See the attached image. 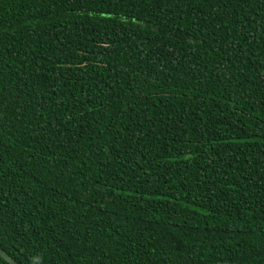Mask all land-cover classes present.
<instances>
[{
    "label": "trees",
    "instance_id": "16d2710c",
    "mask_svg": "<svg viewBox=\"0 0 264 264\" xmlns=\"http://www.w3.org/2000/svg\"><path fill=\"white\" fill-rule=\"evenodd\" d=\"M0 249L264 264V0H0Z\"/></svg>",
    "mask_w": 264,
    "mask_h": 264
},
{
    "label": "water",
    "instance_id": "95a60500",
    "mask_svg": "<svg viewBox=\"0 0 264 264\" xmlns=\"http://www.w3.org/2000/svg\"><path fill=\"white\" fill-rule=\"evenodd\" d=\"M0 255L2 258H4L8 263L15 264V262L12 260V258L6 254L4 251L0 249Z\"/></svg>",
    "mask_w": 264,
    "mask_h": 264
}]
</instances>
